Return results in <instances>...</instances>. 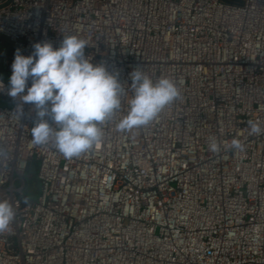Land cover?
I'll list each match as a JSON object with an SVG mask.
<instances>
[{
  "label": "built area",
  "instance_id": "built-area-1",
  "mask_svg": "<svg viewBox=\"0 0 264 264\" xmlns=\"http://www.w3.org/2000/svg\"><path fill=\"white\" fill-rule=\"evenodd\" d=\"M68 35L118 74L121 109L65 158L51 139L33 143L35 106L0 75V200L15 211L0 264H264V131L249 134V121L264 129V0H0L10 74L17 50ZM138 68L175 79L181 99L118 131ZM32 165L35 200L23 192Z\"/></svg>",
  "mask_w": 264,
  "mask_h": 264
},
{
  "label": "clouds",
  "instance_id": "clouds-1",
  "mask_svg": "<svg viewBox=\"0 0 264 264\" xmlns=\"http://www.w3.org/2000/svg\"><path fill=\"white\" fill-rule=\"evenodd\" d=\"M86 45V40L68 35L63 37L59 48L44 42L33 46L32 55L24 56L17 50L9 81V96H20L23 102L35 106L38 122L31 129L33 143L42 145L51 139L69 159L79 157L100 141L99 124L115 117L125 94L118 74L109 72L102 63L93 64L85 56ZM30 77L32 83L28 87ZM131 87L133 95L127 114L116 126L118 131L148 125L181 99L175 79L161 76L154 81L141 68L131 73ZM47 116L53 124L45 119ZM249 129L252 135L264 131L255 121H249ZM230 147L244 150L238 139H233ZM220 148L216 138H210V151L219 152ZM14 217L12 205L0 200V232L9 228Z\"/></svg>",
  "mask_w": 264,
  "mask_h": 264
},
{
  "label": "rangeland",
  "instance_id": "rangeland-1",
  "mask_svg": "<svg viewBox=\"0 0 264 264\" xmlns=\"http://www.w3.org/2000/svg\"><path fill=\"white\" fill-rule=\"evenodd\" d=\"M13 44L5 37H3L0 43V75L3 78H10L11 74L7 70L9 57L13 51ZM26 187L24 188V196L29 200H35L39 192V181L36 177L35 165L30 167L29 173H25Z\"/></svg>",
  "mask_w": 264,
  "mask_h": 264
},
{
  "label": "water",
  "instance_id": "water-1",
  "mask_svg": "<svg viewBox=\"0 0 264 264\" xmlns=\"http://www.w3.org/2000/svg\"><path fill=\"white\" fill-rule=\"evenodd\" d=\"M223 1L229 2V3H237V4L241 2V0H223Z\"/></svg>",
  "mask_w": 264,
  "mask_h": 264
}]
</instances>
